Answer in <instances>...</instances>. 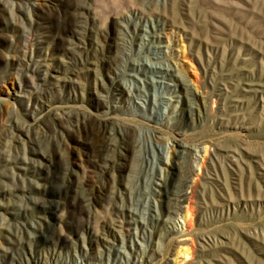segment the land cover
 Returning <instances> with one entry per match:
<instances>
[{
    "label": "rangeland",
    "instance_id": "obj_1",
    "mask_svg": "<svg viewBox=\"0 0 264 264\" xmlns=\"http://www.w3.org/2000/svg\"><path fill=\"white\" fill-rule=\"evenodd\" d=\"M0 264H264V0H0Z\"/></svg>",
    "mask_w": 264,
    "mask_h": 264
},
{
    "label": "bare ground",
    "instance_id": "obj_2",
    "mask_svg": "<svg viewBox=\"0 0 264 264\" xmlns=\"http://www.w3.org/2000/svg\"><path fill=\"white\" fill-rule=\"evenodd\" d=\"M159 71V70H158ZM161 71H168L169 73H172V72H170V70H169V68H166V69H164V70H161ZM190 146V145H189ZM185 147H187L185 144H183V142H177V146H176V148H175V153H176V155H177V158L180 160V158L184 155V153H185ZM179 160L177 161V163H176V165H177V167H179V168H181V164H180V162H179ZM176 192V191H175ZM167 193H168V195L170 194V192H169V190H167ZM174 193V192H173ZM171 196H169V198H170ZM175 197V196H174ZM171 199V198H170ZM169 207V206H168ZM165 210V209H164ZM170 210H168V212H169ZM160 244V243H159Z\"/></svg>",
    "mask_w": 264,
    "mask_h": 264
}]
</instances>
